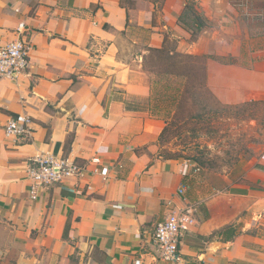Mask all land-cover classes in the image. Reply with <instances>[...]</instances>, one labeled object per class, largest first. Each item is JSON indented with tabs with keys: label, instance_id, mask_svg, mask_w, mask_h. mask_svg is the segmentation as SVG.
I'll list each match as a JSON object with an SVG mask.
<instances>
[{
	"label": "crops",
	"instance_id": "crops-1",
	"mask_svg": "<svg viewBox=\"0 0 264 264\" xmlns=\"http://www.w3.org/2000/svg\"><path fill=\"white\" fill-rule=\"evenodd\" d=\"M136 4V21L159 46L158 6ZM183 8L166 0L160 18L185 35ZM128 12L120 0H0V43L22 35L32 44L28 68L0 78V264H264V229L228 242L226 251L188 231L180 260L158 259L154 228L190 201L180 189L191 169L153 160L145 149L164 123L111 98L114 87L129 97L151 94L144 71L119 56ZM19 114L32 116V133L14 140L5 124ZM44 152L76 159L84 174L34 196L27 169Z\"/></svg>",
	"mask_w": 264,
	"mask_h": 264
},
{
	"label": "rangeland",
	"instance_id": "rangeland-1",
	"mask_svg": "<svg viewBox=\"0 0 264 264\" xmlns=\"http://www.w3.org/2000/svg\"><path fill=\"white\" fill-rule=\"evenodd\" d=\"M120 1L127 7L132 24L120 38L119 56L132 69L144 71L154 93L150 86V96L140 99L114 87L111 98L144 107L146 110L140 111L161 120L164 129L169 121L152 115L151 105L158 99L168 103L166 96L174 87L182 92L184 85L180 83L184 78L163 75L172 83L167 91L164 83H154L160 75L144 70L150 47L165 44L171 54L192 55L205 67L204 86L193 82L190 94L194 97L187 99L188 113L178 123L181 128L170 125L165 139L160 141L159 135L152 148L145 150L153 160L190 166L183 188L190 201L174 207L172 212L192 209L191 235L205 245L217 243L218 250L226 251L228 242L264 229V176L256 174L264 173V0H179L184 8L190 6L207 20V26L196 37L185 28H193L191 17H187L189 25L185 27L178 18L180 27L187 31L183 35L160 18L166 0H153L158 6L153 24L162 34L159 46L150 45L151 28L136 21V0ZM136 56L140 60L135 62ZM189 70L192 73L195 69ZM229 227L235 231L227 239L225 231Z\"/></svg>",
	"mask_w": 264,
	"mask_h": 264
},
{
	"label": "built area",
	"instance_id": "built-area-1",
	"mask_svg": "<svg viewBox=\"0 0 264 264\" xmlns=\"http://www.w3.org/2000/svg\"><path fill=\"white\" fill-rule=\"evenodd\" d=\"M31 41L19 35L8 43H0V78L15 79L30 65ZM33 118L19 114L5 124V133L17 140L32 133ZM84 166L69 156H58L50 152L39 153L30 160L27 176L30 190L36 195L39 189L47 188L66 178L84 174ZM184 186V185H182ZM186 186L181 187L184 190ZM194 224L193 210L183 208L171 212L154 228V242L158 259L178 261L182 258L180 244L182 237Z\"/></svg>",
	"mask_w": 264,
	"mask_h": 264
},
{
	"label": "trees",
	"instance_id": "trees-1",
	"mask_svg": "<svg viewBox=\"0 0 264 264\" xmlns=\"http://www.w3.org/2000/svg\"><path fill=\"white\" fill-rule=\"evenodd\" d=\"M187 17H191L192 24L190 25V27L193 28L185 27L189 25L188 23H186ZM179 21L184 24L183 27H185L188 31H191L192 37H196L208 24L207 20H205L200 13H198L190 6H186V8H184L181 15L179 16ZM150 51L151 52L149 55V59L146 58V62L144 63V70L148 73L156 72L158 75H160L159 80L154 81V83H164V89L165 91H167L171 89L172 83L170 82V79L168 77L163 78V75L171 74L184 78L180 83L182 86L184 85L182 92H180V87L172 88V93L166 96L168 99V103H163L164 101H166L165 99H158L155 104H150L152 115L162 117L163 119L169 121L168 125L162 130L160 134V141H162L169 133L170 125H173L174 128H181V126H178V123L182 119L186 118L185 114L188 113L187 99L190 97V95L194 97L193 94H190L191 90L194 88L193 82H198V85L204 86L206 76L204 75L205 72L203 71V69L205 67H203L198 62V58H195L192 55L185 56L183 54L177 53L171 54L165 44L160 48L150 47ZM190 67L191 69H195L192 73L189 70ZM199 69H202V71L198 72ZM200 73H202V75ZM193 79L194 81H192ZM150 86L154 93L152 84ZM124 102L127 109L137 111L146 110L144 107H139L137 104L130 103L127 100H124ZM104 106L107 110V101H104ZM67 229L68 227L66 228L65 235H67ZM234 231V227L227 228V230L225 231L227 232L226 238H231Z\"/></svg>",
	"mask_w": 264,
	"mask_h": 264
}]
</instances>
